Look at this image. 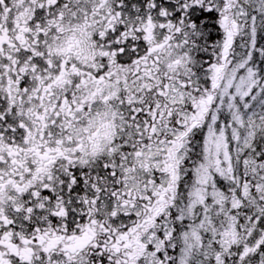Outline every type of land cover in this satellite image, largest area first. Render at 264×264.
I'll return each mask as SVG.
<instances>
[{"label": "snow or ice", "instance_id": "obj_1", "mask_svg": "<svg viewBox=\"0 0 264 264\" xmlns=\"http://www.w3.org/2000/svg\"><path fill=\"white\" fill-rule=\"evenodd\" d=\"M0 264H264V0H0Z\"/></svg>", "mask_w": 264, "mask_h": 264}]
</instances>
